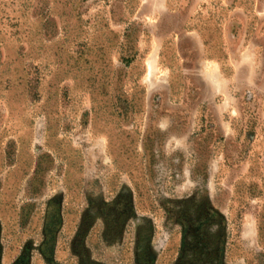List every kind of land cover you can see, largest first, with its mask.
Segmentation results:
<instances>
[{
    "label": "rangeland",
    "instance_id": "374dc122",
    "mask_svg": "<svg viewBox=\"0 0 264 264\" xmlns=\"http://www.w3.org/2000/svg\"><path fill=\"white\" fill-rule=\"evenodd\" d=\"M0 264H264V0H0Z\"/></svg>",
    "mask_w": 264,
    "mask_h": 264
}]
</instances>
